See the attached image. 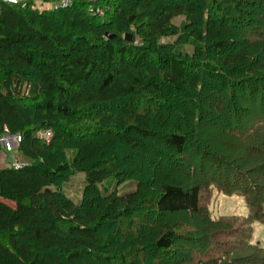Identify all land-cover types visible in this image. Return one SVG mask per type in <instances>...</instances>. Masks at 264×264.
Here are the masks:
<instances>
[{"label": "trees", "instance_id": "16d2710c", "mask_svg": "<svg viewBox=\"0 0 264 264\" xmlns=\"http://www.w3.org/2000/svg\"><path fill=\"white\" fill-rule=\"evenodd\" d=\"M37 1L11 5L0 0V132L7 128L11 135L20 134L18 150L30 160L17 170L0 169V264H137L130 259L132 251L149 246L165 260L179 258L183 236L177 234L178 227L166 222L158 231L144 234L148 219L139 211L147 206L158 215H200V185L190 186L189 179L171 173L159 175L148 191L139 187L125 195H104L100 185L123 175L125 164L118 150H131L130 156L151 152V160L137 158L141 164H158L155 155L164 156L176 164L173 171L181 173L185 165L176 158L190 151L186 122L190 120L191 128L202 127L203 113L215 108L201 103L203 92L228 86L236 98L235 93L244 96L249 86L255 94V87L231 81L228 74L246 71L245 49L218 58L217 72L203 71L208 65V59H202L205 54L218 57L235 42L229 38L231 27L224 25L226 16L215 11L208 21V9L198 15L194 4L217 7L225 1L230 6L238 0H169L165 6V0H100L97 4L107 10L102 19L90 14L89 0L44 11ZM230 10L242 13L235 7ZM186 15H198L197 22L207 27L195 35L206 45L204 53L192 59L166 51L159 40L173 34L176 17ZM109 33L114 35L110 40ZM127 33L140 43L125 41ZM204 77L218 78L220 85ZM259 128L264 132V126ZM49 130L53 137L48 143L40 134ZM153 141L164 149L155 150L158 143ZM63 146L76 150L73 166L86 173L80 205L61 189L64 175L72 170L59 152ZM118 146L126 149L116 151ZM196 150L208 153L191 148L192 153ZM261 152L264 167V148ZM233 176L225 192L246 201L248 216L223 222L205 213L207 225L201 231L222 228L224 235L237 237L241 232L230 228L239 223L242 235L230 252L218 257L200 253L205 259L197 264H264V247L251 242L253 225L264 224V189L251 188L244 178L239 183L235 177L242 175L237 172ZM132 216L139 222L133 238L120 229ZM231 253L237 257L227 259Z\"/></svg>", "mask_w": 264, "mask_h": 264}, {"label": "rangeland", "instance_id": "374dc122", "mask_svg": "<svg viewBox=\"0 0 264 264\" xmlns=\"http://www.w3.org/2000/svg\"><path fill=\"white\" fill-rule=\"evenodd\" d=\"M61 1L39 0L37 1V7L40 11H44L45 9L61 10L74 7L78 2L85 4L87 2V0H66L68 1L67 7L56 9L57 4ZM99 2L100 0H89L88 10L91 15L102 19L106 17L107 10L98 5L97 3ZM168 2L170 1L165 0L162 4L165 6L168 5ZM200 2L194 4V8L198 15L202 10L205 12L208 9L207 15L205 12V18L208 21L213 19L215 11L222 17L226 16L224 25L231 27L229 38L235 42L234 46H231L230 49L222 53V55H218V57L209 54V52L205 54L207 56H203L202 59L206 60L207 58L208 65L204 66V73L218 70V67H214L219 63L218 58L222 59L227 53H235L245 49L248 55L246 71L240 72L239 75L236 72L228 74L231 81L247 82V85L250 84L257 91L251 95L249 86L246 85L247 88L244 89V96H239V94L235 93L236 98H232L229 90L232 92L233 87L226 86L225 90H221L218 87L220 85L218 78L208 80L204 77V80H208L218 88L213 89L212 87H208L201 96V103L206 107L210 103H213L215 108L209 112L206 111L205 114L203 113L205 124L202 127L191 128L190 120L186 124L183 123L189 129L187 132L190 136V151H187L183 157L179 155L180 157L176 158L177 163L181 162L185 165L179 174L173 171L174 168L176 169V164L164 156L157 158L158 156L155 155L158 164H141L142 162L140 163L137 158L141 159L144 156V158L151 160V152H137L130 156L131 150L128 151L126 148L117 147L116 151L118 149L127 150H118V153L122 155L120 162L121 164H125L122 169L123 175L107 180L103 185H100L104 195H112L115 192L118 195H125L136 191L139 187L148 191L149 188L155 187L159 175L162 176L163 173H171L172 176L183 180L189 179L187 182H189L190 186H195L196 184L201 186L202 214L200 215L195 216L185 212L174 215H158L150 213L151 210L147 206L144 207V210L139 211L141 215H146V219H148V225L143 231L144 234L148 235L149 232H156L166 222H169L178 227L176 232L180 236H183V239L180 244L182 251L179 252L181 253L179 258L165 260L157 251L149 246L144 248V250L132 251L133 257H130V259L137 264H197L199 259H205L204 257H200V253L201 255L211 253L212 255L210 254V256L218 257L224 252H230L234 249V244L238 241L239 236L242 235L240 224L232 225L230 228H236L241 232L238 233L239 236L237 237L234 234L224 235L223 232L225 230L222 228H214L207 233V231H201L207 225L202 215L206 213L212 221L223 222H226L227 219L233 216L241 218L248 216L249 208L246 201L237 193L227 195L225 192L230 182H233V175L236 172L242 175V178L235 177L237 181L244 178L245 183H248L251 188L264 189V167L260 164L261 151L264 148V132L259 128L260 126H264V1L238 0L236 2L232 1L235 4L230 6L224 1L221 6L217 7L208 2L206 8L202 7ZM233 7L237 10L240 9L242 13L239 11L235 14L230 10ZM198 15L196 17L180 16L173 20L172 23L175 25L173 34L159 39L160 44L166 47V51L177 52L187 59H192L197 53L203 52L201 50L205 49L206 45L197 39L195 35L199 32H204L207 27L206 23L199 24L197 22ZM238 20H240V24ZM220 23L217 25H220ZM127 35L132 37V41L129 42L136 41L137 44L140 43L134 34L127 33ZM127 35L124 36L125 41H128L126 40ZM199 71L203 73L202 69ZM202 78L203 76H200L198 80L203 81ZM232 103H234V106H232ZM136 105L138 106V104ZM237 109H240L242 113ZM246 111H249V113L247 114ZM238 119L240 122L237 121ZM236 129L240 130L236 131ZM42 134L40 135L42 136ZM153 142L158 143L157 141ZM193 146L199 147L208 153L204 154V152L197 150L198 153H192L191 148ZM154 149L163 150V144L159 145L158 143L156 146L154 145ZM59 152L64 157V162L68 163L72 169L68 174L64 175L65 181L62 182L61 189H63V192L74 204L80 205L87 185L86 173L75 169L73 166L77 157L76 150L66 146L64 148L63 146ZM9 156L5 151H0V167H13L12 158ZM15 157L18 158L19 164L22 166L30 164V160L22 156L19 150L15 152ZM157 166L161 169H158ZM188 174H190L189 178L186 177ZM122 176L123 178H121ZM138 223V220L134 216L128 217L124 221V225L120 226V229L133 238V236H137ZM106 232H111L110 227L106 228ZM253 232L252 244H259L263 248L264 224L255 223L253 225ZM184 237L193 239V242L189 243ZM234 257L237 256L231 253L226 258L231 260ZM112 264H121V262L117 261Z\"/></svg>", "mask_w": 264, "mask_h": 264}, {"label": "built area", "instance_id": "2783aa9c", "mask_svg": "<svg viewBox=\"0 0 264 264\" xmlns=\"http://www.w3.org/2000/svg\"><path fill=\"white\" fill-rule=\"evenodd\" d=\"M8 4H26L27 0H3ZM68 6V1L62 0L59 4H57L56 9L65 8ZM42 138H44L48 143L50 139L53 137V133L51 130L43 132ZM22 136L20 134L11 135L9 130L5 128L3 132H0V149H3L6 153H8L10 158H12L13 168L17 170V168H21L22 165L19 164L18 158L15 157V152L18 150L20 144L22 143Z\"/></svg>", "mask_w": 264, "mask_h": 264}, {"label": "water", "instance_id": "95a60500", "mask_svg": "<svg viewBox=\"0 0 264 264\" xmlns=\"http://www.w3.org/2000/svg\"><path fill=\"white\" fill-rule=\"evenodd\" d=\"M113 37H114V35H112V34H107V38H108L109 40L112 39ZM126 40H128V41H132V37L129 36V35H127Z\"/></svg>", "mask_w": 264, "mask_h": 264}, {"label": "crops", "instance_id": "0c3cea01", "mask_svg": "<svg viewBox=\"0 0 264 264\" xmlns=\"http://www.w3.org/2000/svg\"><path fill=\"white\" fill-rule=\"evenodd\" d=\"M1 150L4 151L3 149H0V151H1ZM1 168H5V167H0V169H1Z\"/></svg>", "mask_w": 264, "mask_h": 264}, {"label": "clouds", "instance_id": "9594fccd", "mask_svg": "<svg viewBox=\"0 0 264 264\" xmlns=\"http://www.w3.org/2000/svg\"><path fill=\"white\" fill-rule=\"evenodd\" d=\"M13 2H14V0H13Z\"/></svg>", "mask_w": 264, "mask_h": 264}]
</instances>
